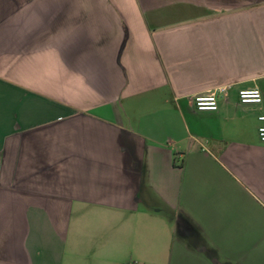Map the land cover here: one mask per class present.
Wrapping results in <instances>:
<instances>
[{
    "label": "crops",
    "instance_id": "0c3cea01",
    "mask_svg": "<svg viewBox=\"0 0 264 264\" xmlns=\"http://www.w3.org/2000/svg\"><path fill=\"white\" fill-rule=\"evenodd\" d=\"M260 116L264 0H0V264H264Z\"/></svg>",
    "mask_w": 264,
    "mask_h": 264
},
{
    "label": "built area",
    "instance_id": "2783aa9c",
    "mask_svg": "<svg viewBox=\"0 0 264 264\" xmlns=\"http://www.w3.org/2000/svg\"><path fill=\"white\" fill-rule=\"evenodd\" d=\"M226 87H221L207 94H199L193 97V104L197 111L214 112L218 109L219 95H224ZM238 99L241 104H261L262 94L259 89H244L238 92ZM259 121L264 122V116L259 117ZM258 137L264 142V124L258 129Z\"/></svg>",
    "mask_w": 264,
    "mask_h": 264
}]
</instances>
